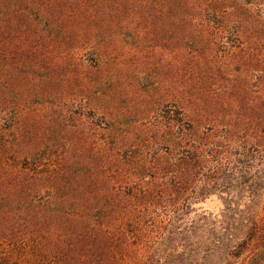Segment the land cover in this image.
Wrapping results in <instances>:
<instances>
[{"label":"trees","instance_id":"obj_1","mask_svg":"<svg viewBox=\"0 0 264 264\" xmlns=\"http://www.w3.org/2000/svg\"><path fill=\"white\" fill-rule=\"evenodd\" d=\"M144 73L168 110L140 139L184 150L124 162ZM191 164L240 188L264 165V0H0V264H171L153 188ZM234 214L252 224L203 229L200 256L264 264V216Z\"/></svg>","mask_w":264,"mask_h":264},{"label":"rangeland","instance_id":"obj_2","mask_svg":"<svg viewBox=\"0 0 264 264\" xmlns=\"http://www.w3.org/2000/svg\"><path fill=\"white\" fill-rule=\"evenodd\" d=\"M135 76L138 78V82L133 79L135 80L134 83L139 84V87L144 92L143 97L138 98L136 96L137 98L130 103L132 108L127 113L126 118H123L124 125L121 124L120 127L123 128L125 125L133 126L137 130L139 137L134 141L135 146L125 147L120 152L122 154L120 156L121 160L126 162L131 158L135 163L140 162L144 157L148 158L147 160H153L152 157L157 151L160 152L161 156H176L184 150V147L172 146L168 149L167 144L163 143L161 145L153 144L148 148L142 142L143 140L140 139L144 128L153 127L154 125H150L152 123L166 121L167 118L162 115L168 108L163 107L161 113L160 111H155V102L162 98V95H160V86L154 82L152 73ZM127 100L129 99L126 95L120 98L121 103H125ZM148 114L150 118L147 120L145 117ZM99 122L100 119L97 117L92 119L85 117L81 119L80 126L87 130L91 127L98 128ZM99 130L98 137L102 134V130ZM187 147L189 146L185 148ZM197 169L196 164H191L187 173L191 174L190 176L181 177L180 179L167 176L156 181L157 184L154 186L153 192L155 194L158 193V195L153 198L155 203L153 208H159L158 213H166L168 218L164 221L165 216L162 217L161 215L159 217V220L164 222L161 225V229L153 233V240H159L158 236L163 230L167 233L169 247L177 244L187 248L186 254L181 255L178 251L180 247H178L175 261L171 262V264H242L243 257L230 256L223 247L212 249L207 257L203 259L199 254L200 233L203 229L209 232H216L223 228H229L235 230V234L242 235L244 229L252 223L248 220H235L234 212L236 208L243 211H257L264 216V165L259 166L254 186L248 187L253 184L249 181L243 188H240L239 182L229 179H217V175H209L207 177L206 174L204 176L199 175L196 173ZM140 178L148 180V177L139 176L137 180L141 181V183L143 181ZM177 181L179 182L178 184ZM176 187H178L177 191ZM178 208L181 209L180 213L175 212ZM175 229L181 232L176 240L171 237V233ZM159 256L161 255L154 254L153 259L148 258L145 264H161L162 261Z\"/></svg>","mask_w":264,"mask_h":264}]
</instances>
